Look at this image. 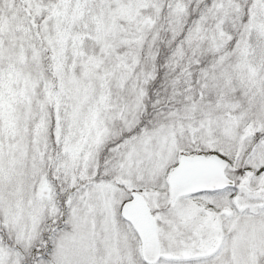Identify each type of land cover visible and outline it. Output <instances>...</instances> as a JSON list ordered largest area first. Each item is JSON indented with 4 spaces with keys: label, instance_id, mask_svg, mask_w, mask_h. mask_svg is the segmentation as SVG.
Instances as JSON below:
<instances>
[{
    "label": "snow or ice",
    "instance_id": "1",
    "mask_svg": "<svg viewBox=\"0 0 264 264\" xmlns=\"http://www.w3.org/2000/svg\"><path fill=\"white\" fill-rule=\"evenodd\" d=\"M0 264H264V0H0Z\"/></svg>",
    "mask_w": 264,
    "mask_h": 264
}]
</instances>
